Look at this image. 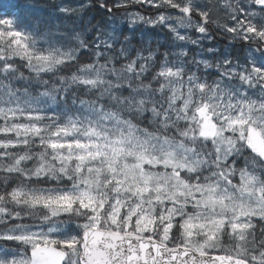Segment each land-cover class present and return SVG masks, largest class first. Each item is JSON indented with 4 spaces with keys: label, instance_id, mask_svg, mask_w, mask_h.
Segmentation results:
<instances>
[{
    "label": "snow or ice",
    "instance_id": "snow-or-ice-1",
    "mask_svg": "<svg viewBox=\"0 0 264 264\" xmlns=\"http://www.w3.org/2000/svg\"><path fill=\"white\" fill-rule=\"evenodd\" d=\"M92 7L0 0V264H264V0Z\"/></svg>",
    "mask_w": 264,
    "mask_h": 264
},
{
    "label": "rangeland",
    "instance_id": "rangeland-1",
    "mask_svg": "<svg viewBox=\"0 0 264 264\" xmlns=\"http://www.w3.org/2000/svg\"><path fill=\"white\" fill-rule=\"evenodd\" d=\"M68 2L71 3L73 6H75L78 3V0H68ZM91 2H92V0H91ZM94 2L95 3L93 4V7L97 8V5H99L101 0H94ZM112 2H114V0H108L109 5H111ZM92 8L87 11V13H86V17L87 18H88V15H90L89 12L92 11ZM99 10H101V9H99ZM136 10H139L141 12H145V9H143V8H137ZM101 11H103V10H101ZM122 11L123 10L116 12L115 15L120 17ZM125 29H126V34L127 35H131V32L128 31L127 27H125ZM148 30L152 31L151 29H148ZM148 30H146V31H148ZM162 37H164V36H162ZM168 38L169 39L167 40V42L165 41V38H161L159 41L152 42V44H153L154 47H155V45L157 43H159L162 46H166V45H168L170 43V37H168ZM226 44H227V40L222 38V37H220L219 35L216 36L215 40L211 44H209V42L205 41V45L206 46H214V47L220 48L222 51L225 49V45ZM230 50L232 51L233 55H237V54H241L242 55V53L240 52L239 45H237L235 48H232ZM161 51H163V47L161 48ZM196 51H198V50H196Z\"/></svg>",
    "mask_w": 264,
    "mask_h": 264
},
{
    "label": "trees",
    "instance_id": "trees-1",
    "mask_svg": "<svg viewBox=\"0 0 264 264\" xmlns=\"http://www.w3.org/2000/svg\"><path fill=\"white\" fill-rule=\"evenodd\" d=\"M89 14L90 15H88V19H91L93 24L106 21L108 19V16L105 13V11H101L95 7L92 8V11L89 12ZM158 29H155L152 31L148 30V31H145L144 33L137 31L134 37V43L139 42L141 39L145 41L156 42V41H159L161 38H165V41L167 42V40L169 39L168 38L169 35L167 34L166 30L159 29L160 30L159 31Z\"/></svg>",
    "mask_w": 264,
    "mask_h": 264
},
{
    "label": "bare ground",
    "instance_id": "bare-ground-1",
    "mask_svg": "<svg viewBox=\"0 0 264 264\" xmlns=\"http://www.w3.org/2000/svg\"><path fill=\"white\" fill-rule=\"evenodd\" d=\"M112 3H113V2H112ZM112 3H111V4H112ZM97 8L101 9V8L99 7V5H97ZM101 10H103V11H104V9H101Z\"/></svg>",
    "mask_w": 264,
    "mask_h": 264
},
{
    "label": "flooded vegetation",
    "instance_id": "flooded-vegetation-1",
    "mask_svg": "<svg viewBox=\"0 0 264 264\" xmlns=\"http://www.w3.org/2000/svg\"><path fill=\"white\" fill-rule=\"evenodd\" d=\"M95 2L93 1V3L92 4H94Z\"/></svg>",
    "mask_w": 264,
    "mask_h": 264
}]
</instances>
